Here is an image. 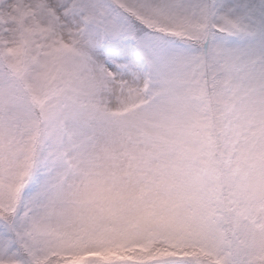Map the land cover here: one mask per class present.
Instances as JSON below:
<instances>
[{
    "label": "snow or ice",
    "instance_id": "1",
    "mask_svg": "<svg viewBox=\"0 0 264 264\" xmlns=\"http://www.w3.org/2000/svg\"><path fill=\"white\" fill-rule=\"evenodd\" d=\"M0 264H264V0H0Z\"/></svg>",
    "mask_w": 264,
    "mask_h": 264
}]
</instances>
